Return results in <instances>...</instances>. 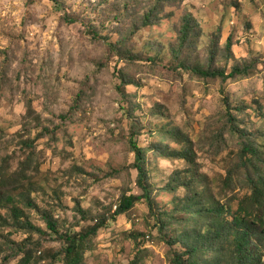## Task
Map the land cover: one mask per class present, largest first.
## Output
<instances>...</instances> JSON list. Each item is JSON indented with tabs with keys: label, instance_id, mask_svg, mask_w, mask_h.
<instances>
[{
	"label": "rangeland",
	"instance_id": "1",
	"mask_svg": "<svg viewBox=\"0 0 264 264\" xmlns=\"http://www.w3.org/2000/svg\"><path fill=\"white\" fill-rule=\"evenodd\" d=\"M56 1L0 0V264L26 252L31 264H62L61 235L113 215L124 192L142 195L133 141L150 150L155 208L142 201L110 220L86 264H176L185 249L171 235L182 226L158 218L186 195L169 190L177 176L193 170L199 189L234 210L251 191L255 172L240 158L247 141L264 147V0ZM189 14L197 29L183 44ZM246 63L249 75L225 82L191 70ZM13 205L43 233L19 226Z\"/></svg>",
	"mask_w": 264,
	"mask_h": 264
},
{
	"label": "trees",
	"instance_id": "2",
	"mask_svg": "<svg viewBox=\"0 0 264 264\" xmlns=\"http://www.w3.org/2000/svg\"><path fill=\"white\" fill-rule=\"evenodd\" d=\"M173 1L169 0V2ZM153 18L154 12H149L145 16L144 23H153ZM196 29L193 15L189 14L181 27V42L183 44L189 42L192 35L196 33ZM193 41H196V36ZM231 44V38H228L229 49ZM251 68L247 63L244 67L237 65L227 74L223 70L214 69L210 64L208 67L197 64L191 70L201 79L221 78L222 82H225L230 78L249 75ZM120 90L124 97L128 96L125 89L120 87ZM225 101L230 107L228 98ZM228 117L230 121L234 119L231 111ZM132 146L136 153L134 166L139 172L138 183L143 194L124 192L113 215L98 219L95 225L84 232H68L61 235L64 246L58 255L62 264H86V254L92 246L93 238L107 227L110 220L117 221L119 216L134 209L137 203L147 201L150 208L154 210L156 204L154 189L149 182L146 167L150 150L139 147L134 141ZM154 149L160 154L168 152L165 145L154 147ZM241 151V167L246 170L252 169L255 176H248L251 191L238 201L235 210L230 204L217 199L213 190L199 189L193 170L190 171L189 177L177 176V185L174 183L169 185V190L172 192L181 187L186 189V195L173 202L176 205L174 213H166L168 215L158 218L162 229H166L168 223L182 226L181 229L174 228L171 235L173 244L181 243L185 249L183 253L177 255L176 264H264V147L259 150L254 143L247 141L242 145ZM173 152L168 156L174 157ZM179 155L184 156L191 164L195 163L189 151H182ZM231 174L232 172L229 173ZM24 199L27 206H35L29 199V195L24 196ZM4 200L9 203L14 202L9 192H6ZM11 212L17 224L23 226V229H27L30 233H43L41 228L32 225L28 219L22 220L25 215L20 207L13 205ZM166 219L168 220L164 221ZM48 225L54 233L60 234L57 224L50 218H48ZM32 256L26 252L20 264H31ZM138 262L139 259L136 257L132 264H138Z\"/></svg>",
	"mask_w": 264,
	"mask_h": 264
}]
</instances>
